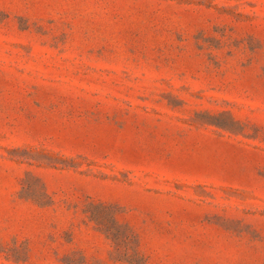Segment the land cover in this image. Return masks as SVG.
Returning a JSON list of instances; mask_svg holds the SVG:
<instances>
[{
    "label": "rangeland",
    "instance_id": "1",
    "mask_svg": "<svg viewBox=\"0 0 264 264\" xmlns=\"http://www.w3.org/2000/svg\"><path fill=\"white\" fill-rule=\"evenodd\" d=\"M0 264H264V0H0Z\"/></svg>",
    "mask_w": 264,
    "mask_h": 264
}]
</instances>
